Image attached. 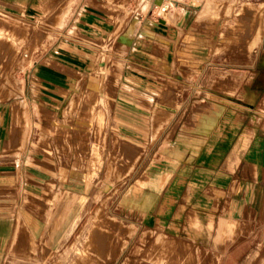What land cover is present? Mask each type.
<instances>
[{
    "label": "rangeland",
    "instance_id": "obj_1",
    "mask_svg": "<svg viewBox=\"0 0 264 264\" xmlns=\"http://www.w3.org/2000/svg\"><path fill=\"white\" fill-rule=\"evenodd\" d=\"M27 1L0 0V144L14 155L0 164V201L11 211L12 190L31 194L14 209L0 264H264V254L253 253L264 244H239L220 257L197 242L205 229L171 225L177 165L162 162L160 144L171 135L160 131L145 92L159 104L168 93L181 96L188 81H178L174 65L189 56L210 63L204 76L212 85L229 72L244 81L258 73L253 84L264 87V24L254 36V9L264 0H213L214 13L209 0ZM136 42L146 47L142 69L152 86L123 64ZM21 214L33 237L17 249ZM249 233L259 241L264 226Z\"/></svg>",
    "mask_w": 264,
    "mask_h": 264
},
{
    "label": "crops",
    "instance_id": "obj_2",
    "mask_svg": "<svg viewBox=\"0 0 264 264\" xmlns=\"http://www.w3.org/2000/svg\"><path fill=\"white\" fill-rule=\"evenodd\" d=\"M27 2L45 4L66 0ZM135 35L133 33L132 39ZM144 48L139 47L138 42L130 43L124 50L123 64L137 69L135 78L139 83L144 81L152 86L151 75L142 69L144 62L149 61ZM196 50L200 51L195 47H183L181 51ZM190 58L182 62L177 60L174 65L178 81L184 82L185 78L188 81L187 90L181 96L168 93L162 97L166 102L159 104V96L148 89L145 92L158 107L156 115L160 131L168 133L166 138L171 135L160 144L162 162L177 165L173 167L176 174L170 191L177 198L171 225L205 229L197 242L206 249H214L222 257L239 244H264V237L257 241L249 233V229L264 226V87L260 89L258 83L253 84L255 79L258 81V73H252L251 79L244 81L242 75L229 72L224 81L212 85L211 79L204 76L205 66L210 63ZM253 62L255 64L256 59ZM180 69L184 78L179 76ZM178 101H181L180 108L174 106L175 102L179 104ZM2 129L0 121V133ZM19 141L22 148L26 141L24 138ZM2 147L0 144V164L14 157L3 155ZM30 195L29 187L26 192L12 190L11 211L4 210L6 204L0 201V241L5 242L14 227L12 216L16 205L24 198L29 199ZM22 228H26L25 232ZM210 229L215 230L213 235ZM28 236L33 237L21 214L11 243L17 238L16 243L23 244L22 239ZM182 251L176 247L174 253L187 257L188 253L185 255ZM258 252L264 254L260 247L253 250L255 254Z\"/></svg>",
    "mask_w": 264,
    "mask_h": 264
},
{
    "label": "bare ground",
    "instance_id": "obj_3",
    "mask_svg": "<svg viewBox=\"0 0 264 264\" xmlns=\"http://www.w3.org/2000/svg\"><path fill=\"white\" fill-rule=\"evenodd\" d=\"M166 7V6H165ZM165 7H161V9H160V12L161 13H164V12H166V8ZM207 8H208V10L211 12V13H214L215 11H216V5H215V2L213 1V0H209L208 1V3H207ZM256 12H257V16H259V17H261V23H260V26H258V25H256V28H255V30H254V36L255 37H257L258 35H260V33H261V26H263V24H264V4H261L260 6H258V7H256L255 9H254ZM167 16V18H168V20L170 21V22H172L173 20H175V16L172 14V13H167L166 14ZM262 20H263V22H262ZM22 134H21V136H20V138L22 139V138H24V136L25 135H27V125H25L24 126V130L21 132ZM98 156V155H97ZM138 156V155H137ZM96 157V156H95ZM132 157V156H131ZM135 158V157H134ZM137 159H138V157L137 158H135V162L137 161ZM133 161V160H132ZM99 162V161H98ZM131 165V164H130ZM134 168V165H131L130 167H129V173L132 171V169ZM128 171V170H127ZM83 176V175H82ZM85 176H83V178H84ZM123 177V176H122ZM63 204H64V202H63ZM64 206V205H63ZM148 206H150V202H147L146 203V206L145 207H148ZM56 207V206H55ZM55 209V208H54ZM62 209V208H61ZM61 211V210H60ZM70 211V210H69ZM68 212V211H67ZM69 213V212H68ZM71 213V212H70ZM69 213V214H70ZM68 214V215H69ZM68 218V216L66 217V219ZM67 221V220H66ZM17 242V238H14L13 239V241H12V243H11V245H12V247H16L17 249L18 248H20V246H19V244H17L16 243Z\"/></svg>",
    "mask_w": 264,
    "mask_h": 264
}]
</instances>
